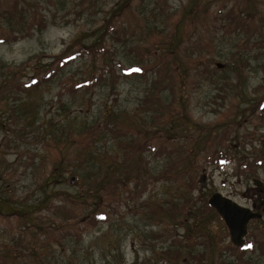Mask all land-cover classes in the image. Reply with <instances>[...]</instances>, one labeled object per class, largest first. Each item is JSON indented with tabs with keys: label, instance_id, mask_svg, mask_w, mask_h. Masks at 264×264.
<instances>
[{
	"label": "rangeland",
	"instance_id": "rangeland-1",
	"mask_svg": "<svg viewBox=\"0 0 264 264\" xmlns=\"http://www.w3.org/2000/svg\"><path fill=\"white\" fill-rule=\"evenodd\" d=\"M19 1L0 0V33H32L0 43V197L33 219L0 201V264H264V216L232 250L207 207L264 215V0ZM75 39L109 55L23 88ZM96 205L108 219L84 221Z\"/></svg>",
	"mask_w": 264,
	"mask_h": 264
},
{
	"label": "trees",
	"instance_id": "trees-1",
	"mask_svg": "<svg viewBox=\"0 0 264 264\" xmlns=\"http://www.w3.org/2000/svg\"><path fill=\"white\" fill-rule=\"evenodd\" d=\"M20 2L21 1H19V0H13V4L16 6L19 5ZM43 19H44L43 16H38L37 20H36V21L39 20V26H41V27H42V24L44 22ZM43 26H44V24H43ZM110 26H111V28L114 29L113 25L110 24ZM3 32H5L6 34L0 33V43H4L6 41L13 42V41H16L19 37H22V36L26 37V36H29L30 34H32L29 31H25V30H19V31H16L13 33H9L7 31L3 30ZM9 34H11V35H9ZM75 40L76 41H73L72 44L70 45V47L67 48L64 53L55 57L52 62L48 63L49 65L46 68H42V66L37 68L38 69L37 74L34 77H31L29 82H27L23 85V88L29 89L31 87L41 86L42 82L48 81L47 79L54 77L56 74H57L56 75V77H57L58 74L61 73L63 70H65L68 67H71V65L74 64V61L78 58L84 59L88 55H95L96 52H97V54H101V55L105 54V53H107L109 55L110 51L106 50L102 45H99L95 49H93L91 45L79 42V41H77V39H75ZM69 49H73V50L68 52ZM107 67L108 66H104L103 70ZM135 71H137V72L141 71L139 64H133L130 67L124 69L123 72H124V75L128 76L130 73H133ZM42 72H44L43 75H41ZM102 73H104V72H102ZM98 77H100V75ZM98 77L96 76V74H93L89 79H85V80L83 79L82 81H79V82H73L72 81V83L70 84V89L71 88L75 89V88H80V87L81 88H90L93 84L92 82H94V81L98 82V80H99ZM180 95L183 96L182 93ZM69 139H71L70 136H69ZM147 148L149 150H152V151H156V149H157V147L154 144H147V142L144 143L143 145H141V150L147 149ZM226 159H227V157L223 153H220V155H218L216 158L218 164H224L226 162ZM206 161L208 162V164H210L212 162V158H210L208 156ZM205 165H207V164H205ZM52 177H53V175H50L48 177L47 181L49 182ZM78 178H79V176L76 177V179H78ZM194 180H195V178L191 179V182L189 184L190 186L193 184ZM1 200H3V202L4 201L6 202V203H4L5 206H9L12 209L10 212L13 215L19 216V214H21L23 216L22 218H24V219H33L32 212H26L24 214V212L20 211L18 208L11 206L9 203L10 202L9 199L5 200L2 197H0V201ZM94 207H96V208H94L91 211L89 210L88 214L83 218L84 221L87 219H90V220L94 219L96 221L108 219L109 215L107 212H101V209L97 208V205ZM207 207L209 209L211 208L208 205H207ZM79 209L82 210L83 206L80 207ZM51 211H52V214H56L58 216L63 215L64 217H60V218L66 219V221H64V222L72 221V220L74 222L76 219H79V217H80V214L77 212L79 210H76L74 206L72 208H67L66 206H63V205H54L51 208ZM0 213L1 214L3 213L2 208H0ZM52 227H50L51 229L49 231L45 232V234H44L45 237L51 236L54 232H56L57 236L62 238V239L66 238L68 235H73V231H71L70 225L65 226V225L60 223L58 226L53 225ZM261 247H262V245H261ZM242 248L238 249V248L232 246V250L233 249L234 250H236V249L242 250ZM38 254L41 256H44V254L41 252H38ZM197 258H202V254H198V257L196 256L194 259H197ZM195 262L197 264H200L197 261H195Z\"/></svg>",
	"mask_w": 264,
	"mask_h": 264
},
{
	"label": "water",
	"instance_id": "water-1",
	"mask_svg": "<svg viewBox=\"0 0 264 264\" xmlns=\"http://www.w3.org/2000/svg\"><path fill=\"white\" fill-rule=\"evenodd\" d=\"M217 65L218 67L222 66L220 63ZM255 183L260 184V181L255 180ZM208 204L211 208L215 209L223 219L232 244L238 248L242 247L248 232L249 221L252 218L261 217V215L243 207L230 197L224 196L219 192L214 193L209 198Z\"/></svg>",
	"mask_w": 264,
	"mask_h": 264
},
{
	"label": "flooded vegetation",
	"instance_id": "flooded-vegetation-1",
	"mask_svg": "<svg viewBox=\"0 0 264 264\" xmlns=\"http://www.w3.org/2000/svg\"><path fill=\"white\" fill-rule=\"evenodd\" d=\"M255 180H259V179H256V178L253 179L254 185H256V186L262 185V181L261 180H259L260 181V184L255 183ZM242 206L245 207V208H248V209L252 210L254 213H259L261 215V217L252 218L249 221V223H248V232H247V235H246V237H247L252 232V230H250V226L252 225V223H254L256 221H259V220H262L264 215H263L262 209L260 208V206L257 203H253L251 207L250 206H244V205H242ZM246 237H245V239H247ZM245 242H247V241L245 240Z\"/></svg>",
	"mask_w": 264,
	"mask_h": 264
}]
</instances>
